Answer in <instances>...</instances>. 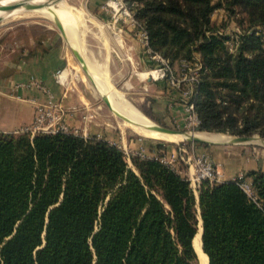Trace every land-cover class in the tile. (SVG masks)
<instances>
[{"label":"trees","instance_id":"trees-1","mask_svg":"<svg viewBox=\"0 0 264 264\" xmlns=\"http://www.w3.org/2000/svg\"><path fill=\"white\" fill-rule=\"evenodd\" d=\"M137 1L153 51L196 44L202 56L196 131L264 135V36L243 34L232 56L205 33L210 0ZM228 2L264 25V0ZM129 158L96 135L0 130V264H200L198 213L209 264H264L263 169L245 172L257 205L236 180L202 181L196 195L159 158Z\"/></svg>","mask_w":264,"mask_h":264},{"label":"rangeland","instance_id":"rangeland-1","mask_svg":"<svg viewBox=\"0 0 264 264\" xmlns=\"http://www.w3.org/2000/svg\"><path fill=\"white\" fill-rule=\"evenodd\" d=\"M65 1L80 9L87 17L84 19L86 26L83 35L84 55L87 59L99 63L113 87L122 91L146 117L157 125L170 127L180 133L213 131H196L200 130L199 125L194 127L188 125L182 95L185 85L173 88L167 85L165 80L146 77L147 72L153 69L159 60L151 58L143 46L141 32L145 28L134 15V9L139 6L137 0ZM210 1L215 7L209 14V22L204 28L205 33L224 37L228 54L233 56L237 53L243 34L255 32L264 36V25L254 21L247 11L230 4L228 0ZM34 9L0 15V79L15 69L14 62L21 56L23 46L32 47L37 43L43 47L50 44L60 47L64 57L62 67H65L68 73L65 82L58 84L62 89L61 95L70 108L67 112L74 111L73 120L64 119L68 130L82 133L84 136L96 135L115 143L124 149L129 165H131L129 155L141 152L145 156L168 160L170 164L167 165L186 176L190 170L192 171L190 165L192 161L187 159L185 153L206 151L215 161L222 164L226 177L235 175L238 169H245L253 163H257V168L264 170V146L259 143H203L187 139L175 142L144 136L122 125L121 119L110 110L98 90L88 84L85 67L68 45L56 22ZM41 40L45 43L43 44ZM160 46L159 49L156 48V52L165 59L168 56L172 60L171 67L176 78L192 74L198 79L202 75L200 69L202 56L196 44L182 47ZM144 73L146 75L143 77ZM162 94L164 100L160 96ZM17 105L18 102L10 100L9 106L17 108ZM247 106H240L236 112L237 116H241ZM15 127L19 129V123H15ZM224 133L220 134L230 137L237 135ZM252 134L264 139V135L258 130L250 135ZM179 154L185 156V159ZM198 218L201 219L199 213Z\"/></svg>","mask_w":264,"mask_h":264},{"label":"bare ground","instance_id":"bare-ground-1","mask_svg":"<svg viewBox=\"0 0 264 264\" xmlns=\"http://www.w3.org/2000/svg\"><path fill=\"white\" fill-rule=\"evenodd\" d=\"M16 0H0V15L17 14L33 10L40 12L47 18L57 21L62 26V32L68 45L75 50L79 56L81 63L85 67L87 74V82L96 88L101 96H106L109 102L110 110L121 119V124L128 126L135 132L157 139H164L168 141H180L188 137V133H180L173 131H165L158 128V125L146 117L136 106H134L123 94L122 91L113 87L110 80L105 77L101 65L96 61L87 59L83 53V35L85 33V15L84 13L69 4L65 0H25L22 4L11 8H1L3 5L14 3ZM41 3L37 7L27 8L26 4ZM29 5V6H30ZM87 18V17H86ZM93 20V19H92ZM150 72V71H149ZM147 72V76L149 74ZM68 70H64L60 76L61 80L65 82ZM85 74V73H84ZM146 75L144 73L143 77ZM146 76V77H147ZM95 89V90H96ZM96 95V94H95ZM120 125V124H119ZM195 135L204 139L213 140L215 142H225L230 139V136L220 133H207V132H193ZM249 142L259 143L264 146V139L253 136ZM202 221L198 218L197 234L193 241L194 248L197 252L200 264H209L208 258L202 250Z\"/></svg>","mask_w":264,"mask_h":264},{"label":"built area","instance_id":"built-area-1","mask_svg":"<svg viewBox=\"0 0 264 264\" xmlns=\"http://www.w3.org/2000/svg\"><path fill=\"white\" fill-rule=\"evenodd\" d=\"M141 34L143 46H145L147 51L150 53L151 58L159 60V63L153 69H150V72L148 71V76H151L154 80H165L167 85L173 88L175 86L179 87L185 85L182 90V95L184 99L183 105L185 108L187 123L192 127L200 125V119L195 111L193 100V94L197 81L196 75L184 74L180 77V79L176 78L168 60L150 48L148 44L147 31L142 29ZM64 70L65 67H61L55 71V80L57 83H63L60 76ZM27 84H32L43 92H46L48 94V98L44 102H38L35 104V110L31 121L21 126L19 129H16V131H30L31 133H34L35 131L55 132L60 129L68 130L67 125L64 123V114L66 113V109L60 101L54 100L51 97V92L41 82L31 80ZM137 153L141 156H145L144 153ZM179 155L181 158L185 159V156H182V154ZM185 155L187 159L192 161L190 164L192 171L190 170L189 173L186 174V177L196 195L202 181H208L213 184L223 180L232 179L236 180L237 184L249 200L255 202L257 205L261 204V199L255 189L252 178L246 175L244 171H239L231 177H226L222 164L215 161L206 151L195 152L192 154L186 152ZM160 160L166 164H170L168 160L162 158H160Z\"/></svg>","mask_w":264,"mask_h":264},{"label":"crops","instance_id":"crops-1","mask_svg":"<svg viewBox=\"0 0 264 264\" xmlns=\"http://www.w3.org/2000/svg\"><path fill=\"white\" fill-rule=\"evenodd\" d=\"M41 42L45 43L44 40ZM22 51L21 56L14 62L15 69L0 79V130L14 131L18 129L15 123H19V128L29 123L34 114L35 104L48 98L46 92L27 84L31 80L45 85L51 92V97L60 101L66 109L64 119L73 120L74 111L67 112L70 109L69 105H66L67 101L61 95L62 89L55 80V71L64 64L61 48L51 44L43 47L35 43L32 47L23 46ZM160 96L164 100V95ZM10 100L18 102L17 108L9 106ZM257 166V163H253L249 167H244L245 169H238V172L256 169Z\"/></svg>","mask_w":264,"mask_h":264},{"label":"water","instance_id":"water-1","mask_svg":"<svg viewBox=\"0 0 264 264\" xmlns=\"http://www.w3.org/2000/svg\"><path fill=\"white\" fill-rule=\"evenodd\" d=\"M26 2L25 0H20V1H16L14 3H10L8 5H3L1 8H4V9H11V8H14L20 4H22L23 2ZM41 3H32L31 5L30 4H26L27 8H30V7H37L39 6ZM30 5V6H29ZM57 26L60 28L61 32H62V26L61 24H59L57 21H55ZM63 33V32H62ZM74 52L75 50L72 49ZM75 54L77 55V53L75 52ZM77 57H79L77 55ZM80 59V58H79ZM103 100L105 101V103L109 106V102H108V99L106 98V96H102ZM158 128L162 129V130H165V131H173L174 129L170 128V127H166V126H162V125H159L158 124ZM254 135H232L230 137L229 140L225 141V142H222V143H229V144H232V143H238V142H249V140H251ZM187 140H190V141H193V142H203V143H220V142H215L213 140H209V139H204L202 137H199L197 135H195L193 132H190V134L188 135V137L186 138ZM203 249V248H202ZM208 261H209V258H208Z\"/></svg>","mask_w":264,"mask_h":264}]
</instances>
